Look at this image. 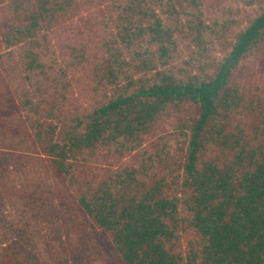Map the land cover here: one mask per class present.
<instances>
[{
  "label": "trees",
  "instance_id": "trees-1",
  "mask_svg": "<svg viewBox=\"0 0 264 264\" xmlns=\"http://www.w3.org/2000/svg\"><path fill=\"white\" fill-rule=\"evenodd\" d=\"M0 69L120 264H264V0H0ZM0 212V264H50Z\"/></svg>",
  "mask_w": 264,
  "mask_h": 264
},
{
  "label": "rangeland",
  "instance_id": "rangeland-1",
  "mask_svg": "<svg viewBox=\"0 0 264 264\" xmlns=\"http://www.w3.org/2000/svg\"><path fill=\"white\" fill-rule=\"evenodd\" d=\"M21 85L30 87L26 80ZM29 129L30 123L9 99L0 69V160H4L0 171L4 167L10 174V191H3L0 198L6 225L15 222L25 227L50 264H78L74 260L78 253L83 264H120L73 207L63 183L47 170L41 149L27 134Z\"/></svg>",
  "mask_w": 264,
  "mask_h": 264
}]
</instances>
